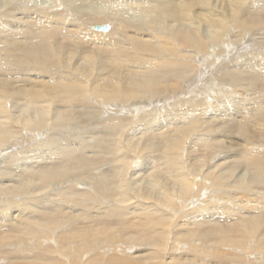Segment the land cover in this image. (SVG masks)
<instances>
[{
	"label": "bare ground",
	"instance_id": "6f19581e",
	"mask_svg": "<svg viewBox=\"0 0 264 264\" xmlns=\"http://www.w3.org/2000/svg\"><path fill=\"white\" fill-rule=\"evenodd\" d=\"M31 1L0 0V264H170L169 247L186 250L172 264H194L190 248L264 264L263 197L249 194L264 183V0ZM185 195L191 213L207 199L213 251L189 235Z\"/></svg>",
	"mask_w": 264,
	"mask_h": 264
},
{
	"label": "rangeland",
	"instance_id": "374dc122",
	"mask_svg": "<svg viewBox=\"0 0 264 264\" xmlns=\"http://www.w3.org/2000/svg\"><path fill=\"white\" fill-rule=\"evenodd\" d=\"M31 1V0H30ZM29 0H28V2H30ZM32 2V1H31ZM30 2V3H31ZM22 6V5H21ZM29 5H23L22 6V10H24V11H26L25 10V8H27ZM20 7V6H19ZM18 7V8H19ZM30 7V6H29ZM32 7V6H31ZM34 8V7H33ZM98 9H99V7H97L96 5H91V6H89L88 7V10H89V12L90 13H92V14H95V13H97V11H98ZM160 19V18H159ZM151 20V19H150ZM161 20V19H160ZM159 20V21H160ZM26 21V20H25ZM162 21V20H161ZM112 27H113V25H112ZM92 31V30H91ZM239 32V31H238ZM236 36V35H235ZM234 36V37H235ZM260 36H262V35H260ZM135 37V36H134ZM234 37H230V40H233L234 39ZM136 38V37H135ZM232 38V39H231ZM262 39H263V41H264V36H262L261 37ZM3 38H1L0 37V42H1V40H2ZM235 39H237L236 37H235ZM261 39V40H262ZM238 40H239V38H238ZM126 43H128V44H135V40L134 39H127V41H126ZM241 43V42H240ZM260 44V43H259ZM261 45V44H260ZM253 48H254V46H252ZM2 48H4V44H2V43H0V53H1V58H0V62L1 61H3V55H2ZM221 51L222 49H221V47L220 48H218L217 49V51ZM255 52H254V51ZM257 49H249L248 51H253V53L252 54H256V53H258V51H256ZM262 50H264V49H262ZM247 51V52H248ZM214 53H219V52H214ZM261 53V52H260ZM251 54V55H252ZM250 56V55H249ZM72 56H70L69 57V59L71 58ZM213 59V57H211V59H209L208 60V62H210L211 60ZM241 58H237L236 60H233L232 62H229V63H226V64H231V63H235V61H238V60H240ZM193 63V61L192 62H189V64H192ZM203 65H206V63L204 62V61H202L201 62ZM177 65H179V63H177ZM196 65V64H195ZM233 65V64H232ZM231 65V66H232ZM225 64H222V65H220L219 66V68L217 69V71L215 72V77H214V79H216V76H220V78L222 77L221 76V74L223 73V71H222V69L224 68L225 69ZM238 66V65H237ZM5 67H8V66H5ZM162 67V66H161ZM161 67L158 69V68H154V70H153V73H155V74H157L158 75V77L160 78V74L161 75H163L164 73H163V71H162V69H161ZM222 67V68H221ZM235 67V66H234ZM234 67H232V68H234ZM170 68H172L173 70L174 69H176V68H174V67H170ZM196 69H197V65H196V67H195ZM200 68V67H199ZM229 69H231V67L229 68ZM152 73V72H151ZM225 73H226V71H225ZM225 73H224V75H223V78H224V76H225ZM186 74H189L190 75V71L189 72H187ZM185 74V75H186ZM218 74V75H217ZM208 78H207V76H205L204 78H203V80H202V82H205L206 80H207ZM167 83V79L166 78H161L160 79V89L162 90V88H163V86L165 85ZM170 83V82H169ZM221 86L223 85L224 86V84L226 85L227 83H228V81H220V82H218ZM212 85V86H211ZM215 86H214V84H212V83H209L208 84V86H206V87H204V86H199V88L200 89H198V87H195L194 89H193V92H192V96H197V95H200L201 94V90L202 91H209V90H211V88H214ZM204 89V90H203ZM228 92H230V91H228ZM228 92H226V90H225V94H227ZM214 93V92H213ZM231 93V92H230ZM207 94H209V93H207ZM214 94H216V95H218L219 94V91H218V93H214ZM221 94V93H220ZM220 97H222V98H224V96H223V94L222 95H220ZM206 98L207 99H211L209 96H207L206 95ZM150 98H147V100H149ZM170 98H168V100H169ZM198 100V99H197ZM214 101L213 100H211V103H213ZM92 103V102H91ZM98 106V105H97ZM97 106L95 107V108H97ZM193 107H194V105H193ZM194 108H196V107H194ZM76 109L77 110H79V109H83V107H76ZM155 109H158V108H156V107H153L152 109H150V110H148V111H146L145 113H143V114H146V113H148V112H151V111H153V110H155ZM198 111H199V113L200 112H202V111H204V110H201V107H197L196 108ZM93 116V115H92ZM90 117H91V115H90ZM90 120H92L93 121V119H90ZM201 121V120H200ZM90 122V121H89ZM135 125H136V123H135ZM95 131L96 130H99V131H101V129H102V127H100V126H98L97 128H93ZM92 129V130H93ZM120 129V127H118V130ZM117 130V131H118ZM67 132V131H66ZM85 132V131H84ZM119 132V131H118ZM71 133H74V134H79V133H81V131H74V132H71ZM218 135H221V136H224V135H226V133H224V132H222V131H219V133H218ZM69 136H70V134H69ZM62 141H64L65 142V140H62ZM90 143V142H89ZM8 155V154H7ZM5 158L4 157H1V159H0V161H1V163L2 164H4L5 163V161H3ZM240 172H241V174L240 175H242L243 174V179H244V183H246V180L250 177V175H251V172L250 171H247V170H245V169H243V170H240ZM239 176V175H238ZM192 182H196V181H194V180H192ZM198 185V184H197ZM262 185H264V183H262V184H258L256 187H253L252 189H251V191L252 192H254V193H252L251 191H250V195H251V197H253L254 199H256V200H259V199H257L255 196L256 195H262V196H260V198L261 197H263V199L262 200H259V201H262L263 202V206H264V190H262ZM225 185H220V186H217L216 187V189L214 188L213 189V191H215V192H218L219 194H226V195H228V194H230V192H233V193H235V192H237V190L238 189H235V191H229L228 189L230 188V186H227V189L226 190H224L225 189ZM200 188V187H199ZM210 191H212V190H210ZM196 192V189H194V193ZM210 193H212V192H210ZM238 193H247L246 191H239ZM256 193H259V194H256ZM49 194H51L50 192H49ZM186 197V195L184 196V197H177L178 198V202H179V210H180V213H183V216L185 215L186 217H183V218H185V220L183 221V223H189L190 224V227H192V229H190L189 230V235H193V236H196L197 238H199L200 240H198L197 242L199 243V242H201V243H204V244H206V245H209V248H211L212 249V251L214 250V248L213 247H215V246H218V243H217V241H216V239L215 238H213L212 236H213V234L214 233H216V228H214V225L212 224V222H208L207 223V221H204L206 218H208V217H206V214H205V212H206V210H207V207H205L204 205H205V201H207V199L204 197V198H198V200L197 201H199V202H202V204L200 203V206H203L202 207V209L201 210H196V211H194L193 213H191L190 212V209L192 208H189V202H190V200H191V198H189V199H187V198H185ZM204 201V202H203ZM198 202V203H199ZM222 202V201H221ZM128 203V202H127ZM136 204V203H135ZM216 204L217 205H219V204H221L222 205V203H219V202H216ZM215 204V205H216ZM132 206V205H131ZM195 207V206H194ZM193 207V208H194ZM230 207V206H229ZM229 207H227V208H229ZM195 208H198V207H195ZM166 209V213L169 215V217H168V221L170 222V223H174L176 220H179L178 219V211L176 210V208H174L173 207V203L171 204V205H169V207L168 208H165ZM178 212V213H177ZM258 212H264V209H258ZM191 213V214H190ZM189 215V216H188ZM188 216V217H187ZM191 216H194L196 219H194V218H191V219H188L189 217H191ZM237 216V215H236ZM196 220H198V221H196ZM119 222V221H118ZM118 222H113L114 224H116V223H118ZM109 223L111 224V222H110V220H109ZM114 224H112V225H114ZM117 227V226H116ZM178 228H180V227H178ZM209 230H211L210 232H209ZM213 230V231H212ZM214 230H215V232H214ZM176 231L178 232L179 230L178 229H176ZM198 231H200V232H198ZM168 236H169V234H168ZM170 239V238H169ZM159 241L162 243V240L161 239H159V238H157V240H156V246H153V247H150L149 249H151V251H145L144 249L145 248H143V249H137L138 251H136V252H134L136 249H132V250H128L127 251V253H129V254H132V255H141V253L142 254H147V253H150V252H153V251H156L157 250V248H159V247H157L158 245H159ZM171 242H173V239L171 240ZM198 243H196V244H198ZM178 244H179V242H178ZM171 246H173V244L171 243ZM226 250H227V247H226ZM140 251V252H139ZM168 251H170V253L171 254H174V257L172 256V258L170 259V264H172V263H174L176 260H177V258H178V254H180V253H185L186 252V250H184L183 248L182 249H180L179 250V248H175L174 249V251L173 250H171V247H169L168 248ZM228 251V250H227ZM101 252V251H100ZM138 252V253H137ZM161 252H163L164 254L166 253V248H163V247H161ZM188 252H190V257H188V259H189V261H191V262H193L194 264H207V263H204V262H202L201 261V258L199 257L200 255H197V254H195V253H193L192 251H191V248H190V251H188ZM229 252H231L232 254H234V256L236 257V258H243V256L245 257L246 256V252L247 251H242V250H240V252H238V251H234V250H232V249H230V251ZM248 252H249V250H248ZM102 253V252H101ZM212 254V253H211ZM237 254V255H236ZM248 254H250V252L248 253ZM96 256V254L95 253H92V254H88V257H90V256ZM180 256L181 257H183L182 256V254H180ZM233 255H231V254H229V256L228 257H234ZM87 257V256H86ZM105 257H106V255H105ZM248 257H249V259H252L253 258V254H251V255H248ZM184 259H186V257H183ZM262 260L264 259V258H261ZM205 260V262H206V260H209V261H213V260H217V256H216V254H214V257H211V256H209V258H207V259H204ZM162 262H164V258L162 259ZM261 261H259V263H260ZM209 264H211V263H209ZM230 264H235V262L234 261H231L230 262Z\"/></svg>",
	"mask_w": 264,
	"mask_h": 264
},
{
	"label": "water",
	"instance_id": "95a60500",
	"mask_svg": "<svg viewBox=\"0 0 264 264\" xmlns=\"http://www.w3.org/2000/svg\"><path fill=\"white\" fill-rule=\"evenodd\" d=\"M94 29L97 31H107L108 30V26L107 25H95Z\"/></svg>",
	"mask_w": 264,
	"mask_h": 264
}]
</instances>
